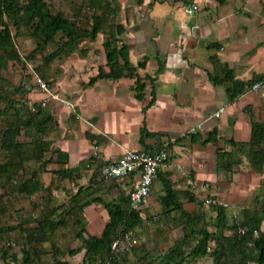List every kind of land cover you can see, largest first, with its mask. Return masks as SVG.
Here are the masks:
<instances>
[{"label":"crops","instance_id":"1","mask_svg":"<svg viewBox=\"0 0 264 264\" xmlns=\"http://www.w3.org/2000/svg\"><path fill=\"white\" fill-rule=\"evenodd\" d=\"M109 2L115 9L105 12L95 46L81 44L86 55L77 58L78 69H86L85 74L67 88L72 93L68 103L51 102L59 122L53 147L65 151L67 161H50L46 172L75 167L78 185L105 200L118 199L137 177L107 176L102 164L125 149L154 151L166 146L169 158L141 205L142 222L129 231L149 238L148 230L154 229L151 245L161 247L170 240L165 233L176 229L175 244L185 223L180 210H166L160 202L165 180L183 208L197 215L210 206L215 217L212 206L222 204L228 218L227 212L264 198V164L256 168L248 149L238 148L252 137L264 142V78L259 87H244L231 98L230 79L215 83L210 78L223 77L226 70L235 80L264 73V0ZM96 8L92 13L102 15L104 8ZM109 31H116L118 45L127 46L135 73L100 77L88 84L99 66L108 70L103 41ZM136 76L144 84L141 98L135 95ZM142 127L149 133L140 141ZM42 185L45 190L39 192L51 190L50 184ZM72 186L75 191L77 186ZM206 197L212 202H204ZM83 215L94 235L109 220L106 208L97 202L85 206Z\"/></svg>","mask_w":264,"mask_h":264},{"label":"trees","instance_id":"2","mask_svg":"<svg viewBox=\"0 0 264 264\" xmlns=\"http://www.w3.org/2000/svg\"><path fill=\"white\" fill-rule=\"evenodd\" d=\"M88 1L92 8H104L102 15L93 12L92 19L94 21L90 27L77 24L75 20L66 17L61 12L50 11L45 0H0V49H2V55L4 56L0 57L12 60L20 59V55L13 44L11 24L16 28L14 35L20 33L22 23L34 26L35 29H40L45 42L53 40L55 34L59 31L65 35L66 39L44 56L46 63L53 60L63 51L74 49L85 38L94 40L97 32L102 28L101 20L106 19L105 12H110L115 8L109 4V0ZM103 46L108 70L99 66L97 73L89 78L88 84L93 83L100 77L118 78L125 75H134L136 67L128 59L127 46L124 43L121 45L117 44L116 31L108 32L106 39L103 41ZM142 64L143 62L139 63L140 66ZM210 78L215 83L230 79L233 90L227 87V92L231 98L242 91L244 87H249L254 82L263 79L264 73L254 74L248 80H235L231 72L226 70L225 76L210 75ZM143 88V82L136 76L134 89L137 98L143 96ZM1 100H5L6 105L0 110V114L5 113L6 115L5 124L0 131V147L6 148L11 154L8 153L6 161L0 163V182L5 184V186L9 184L18 193L31 196L39 192L40 189L45 190L39 173L46 171L47 164L52 160L58 163H66L67 153L59 148L49 147L51 141L48 140V137L52 131L58 130L57 121L51 111L40 104H35L34 111L29 110L25 104H21L19 107L15 106L16 102L11 99V96L0 90ZM9 106H12L13 109H9ZM24 127H29V129L33 130L31 142L28 144H22L15 140V137L21 134V130ZM148 133L146 130L144 132L142 127L140 141ZM261 143L264 142L257 141L253 137L249 142H240L239 144L231 140L232 145L238 144V148L248 149V159L256 168L264 164V145ZM27 145H29L28 148ZM47 149H51V153L46 158L44 153ZM55 152L57 158L54 159L53 153ZM29 159L38 161L39 169L30 168L28 172L22 171L25 169V161ZM53 172L61 179L68 178L72 185L77 187L71 193L67 203L61 202L54 206L46 205L41 213L33 218V225L27 222V225L18 224V229L22 232L27 242V248H23V264L32 261L35 255H39L40 250L44 249L42 247L43 242L51 241V236L56 230L67 228L71 224L75 227V236L80 243L75 247H68L66 251L52 243V248L56 252L53 259L49 262L50 264H70L68 260L62 258L63 255H74L81 251H83V263L95 264L100 261L102 264L108 260L110 264H113L116 261V257L121 253L110 252L112 241L118 235L120 236L126 231L132 230L143 219L140 213L141 207L134 209L129 204L130 189L118 199L105 200L102 196L93 194L88 189V186L78 185L77 177H79V173L77 168L68 167L57 169ZM129 176L134 175L130 174ZM163 189L164 194L160 197L163 207L166 210H180L181 217L184 218L183 236L169 250L172 252L171 256L176 253H178L176 255L181 256V253H184L183 244L189 242L193 226L195 222L201 220L204 210L199 215L195 212L186 211L169 181L165 180L163 182ZM92 202L102 203L109 216V220L106 221L99 235L88 232L83 215L84 207ZM261 205L262 207L259 211L249 212L245 209L241 220L232 224L228 222L227 214L222 204L212 206L216 210V216L214 217L215 229L209 230L205 227H200L195 230L198 233V239L189 245L190 249L187 251V255L199 257L209 252L212 256V264H249L251 262L264 264V198ZM66 215L70 217L68 218ZM239 228H243V232H240ZM225 229H231V233H225ZM210 240L215 242L211 251H209ZM3 256L9 260L17 258L15 254L10 256L7 251L3 252ZM4 264L14 263L7 261ZM147 264H153V262L150 261ZM169 264H179V260H173Z\"/></svg>","mask_w":264,"mask_h":264},{"label":"rangeland","instance_id":"3","mask_svg":"<svg viewBox=\"0 0 264 264\" xmlns=\"http://www.w3.org/2000/svg\"><path fill=\"white\" fill-rule=\"evenodd\" d=\"M45 1L50 11L61 12L66 17L75 20L79 25L90 27L94 21L92 19V7L88 0ZM11 29L13 33V44L20 55V59L12 60L3 58L2 49H0V56H3L0 57V90L4 93L6 92L8 96H11V99L16 102L15 106L19 107L21 104H25L29 110L34 111L35 104H40L53 113L51 102L62 101L63 103H67L72 95V93L67 91V88L71 86V83H75L78 78L85 74L86 69L83 71L78 69L77 58L86 55L81 44L85 45L92 42L91 46H95L96 42L85 38L74 49L63 51L53 60L46 63L44 56L53 51L66 39L61 31L55 34L53 40L45 42L43 41L41 30L35 29L34 26L32 27L22 23L18 35H14L16 28L13 24H11ZM95 52L98 54L97 51ZM41 81L44 85L40 83ZM43 101L45 103H42ZM5 105V100H1L0 110ZM8 108L13 109L12 106ZM5 115V113L0 114V131L5 124ZM55 120L57 121L56 116ZM58 123L57 121V125ZM32 132L33 130L29 129V127H24L21 130V134L15 137V140L22 144H28L31 142ZM55 132L52 131L48 137V140L51 141L50 148L54 146ZM8 153L10 152L6 148L0 147V163L6 161ZM50 153L51 149H47L44 153L45 157L47 158ZM30 168L39 169V162L34 159L25 161V169L22 171L28 172ZM28 176L30 175L28 174ZM39 176L43 184H50L51 190L49 192L40 191L31 196H27L13 190L9 184L5 186V184L0 182V264H4L7 261H12L14 264H23V248H27V242L22 232L19 231L18 224L27 225L28 223L33 225V218L39 215L46 205L50 204L54 206L61 202L67 203L71 193L74 192V186L65 185L72 184L68 179H61L59 176L47 173L46 171L40 172ZM260 200L254 205L227 212L229 215L227 218L228 222L231 224L239 222L245 209L249 212L259 211L262 207ZM203 215L200 221L195 222L189 237V242L183 244L184 253H181V256L176 255L178 253L171 256L172 252L169 251L174 246L173 242L177 239L175 238L178 235L176 229L173 230V233L171 232L172 230L165 233L167 236L166 239L170 240L166 241L161 247L151 245V241L155 239L154 236L156 234L154 229H152V232L148 230V236L152 233V236H149V238L143 235L140 237L136 234V243L132 248L120 252L121 254L116 257V261L113 264H147L150 261L153 264H169L173 260H179V264H212V256L209 252L199 257L187 255V251L190 249L189 245L198 239V233L195 230H198L200 227H205L209 230L215 229V221L211 215L210 206L205 208ZM66 217L69 218L70 216L66 215ZM172 222L174 223V221ZM153 225L152 223L150 226ZM74 228L71 224L67 228H59L56 230L51 236V241L43 242L42 247L44 249L40 250L39 255H35L34 259L28 261L26 264H50L49 262L53 259L56 252L52 248V243L60 247L63 251H66L68 247L77 246L80 241L75 236ZM224 232L229 234L231 233V229H225ZM155 242L157 241L155 240ZM214 244L215 242L210 240L209 251H211ZM4 251H7L10 256L15 254L17 258L15 260L5 259L3 256ZM62 258L68 260L70 264H89L83 263V251L74 255L65 254ZM95 264H101V262L97 261ZM249 264L254 263L251 262Z\"/></svg>","mask_w":264,"mask_h":264},{"label":"built area","instance_id":"4","mask_svg":"<svg viewBox=\"0 0 264 264\" xmlns=\"http://www.w3.org/2000/svg\"><path fill=\"white\" fill-rule=\"evenodd\" d=\"M196 6L193 4L190 10ZM42 85L43 82H40ZM260 81L254 82L252 88L260 86ZM51 94V93H50ZM53 95V94H52ZM42 103H45L43 101ZM68 103V102H67ZM219 109L215 114H218ZM169 151L166 146L158 150L149 151L145 149H125L121 154L105 161L102 164L101 172L111 177H125L133 174L137 177L129 191V204L131 208L138 209L146 202L152 187V183L157 176L158 170L167 164ZM204 202H212L211 198H204ZM243 228H239L243 232ZM137 241V238L130 231L117 236L111 243L110 252L117 253L130 249ZM102 264H110L108 260Z\"/></svg>","mask_w":264,"mask_h":264}]
</instances>
